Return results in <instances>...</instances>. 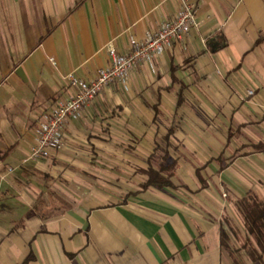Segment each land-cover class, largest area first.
<instances>
[{
	"label": "crops",
	"instance_id": "obj_1",
	"mask_svg": "<svg viewBox=\"0 0 264 264\" xmlns=\"http://www.w3.org/2000/svg\"><path fill=\"white\" fill-rule=\"evenodd\" d=\"M192 3L183 42L33 160L64 77L94 79L179 1L0 0V264H264L239 208L264 201V0Z\"/></svg>",
	"mask_w": 264,
	"mask_h": 264
},
{
	"label": "built area",
	"instance_id": "obj_2",
	"mask_svg": "<svg viewBox=\"0 0 264 264\" xmlns=\"http://www.w3.org/2000/svg\"><path fill=\"white\" fill-rule=\"evenodd\" d=\"M176 14L158 28L145 32L143 38H133L130 48L119 54L113 42L106 46L110 62L102 68L94 79L86 82L73 74L64 77L66 88L64 97L59 99L49 113L38 121L30 159L47 158L61 147L64 130L71 118H78L86 106L95 100L103 90L117 82L126 80L132 71L152 56L160 54L166 47L184 41L191 28L196 26L192 0H178ZM55 64L54 60H50ZM253 95L252 91L248 92Z\"/></svg>",
	"mask_w": 264,
	"mask_h": 264
},
{
	"label": "trees",
	"instance_id": "obj_3",
	"mask_svg": "<svg viewBox=\"0 0 264 264\" xmlns=\"http://www.w3.org/2000/svg\"><path fill=\"white\" fill-rule=\"evenodd\" d=\"M172 166L174 167V165ZM172 175L168 174L162 178L159 175L151 174L148 185L168 186ZM239 208L244 215L248 232L256 237L257 245L262 255H264V201L258 200L254 195H248L239 203ZM262 258L263 256H258L259 260H262Z\"/></svg>",
	"mask_w": 264,
	"mask_h": 264
}]
</instances>
